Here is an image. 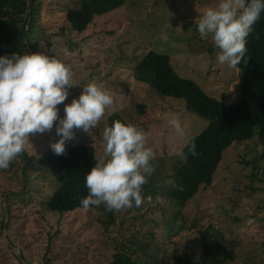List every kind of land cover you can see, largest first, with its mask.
<instances>
[{
	"label": "rangeland",
	"instance_id": "1",
	"mask_svg": "<svg viewBox=\"0 0 264 264\" xmlns=\"http://www.w3.org/2000/svg\"><path fill=\"white\" fill-rule=\"evenodd\" d=\"M216 2L125 0L119 8L94 16L81 32L65 18L78 0L31 2L33 52L44 51L72 72L73 85L63 103L89 82L112 97L97 127L89 132L74 128L66 143L91 145L96 158L103 157V127L117 114L143 129L146 145L155 153L154 171L142 186L145 199L139 206L51 211L47 199L59 183L37 159L58 139L55 122L52 130L30 133V144L8 168L0 169V264H110L117 251L138 264H172L179 255L201 261L202 231L215 239L211 256L225 264H264V159L257 136L232 142L210 184L179 206L165 192L184 160L183 146L208 121L188 111L183 98L157 94L144 80L148 67L138 78L134 75L135 64L149 50L162 52L179 76L231 103L240 71L218 64L211 38L201 39L196 32L200 14ZM57 107L63 116V104ZM173 117L180 121L182 135L169 126Z\"/></svg>",
	"mask_w": 264,
	"mask_h": 264
},
{
	"label": "clouds",
	"instance_id": "2",
	"mask_svg": "<svg viewBox=\"0 0 264 264\" xmlns=\"http://www.w3.org/2000/svg\"><path fill=\"white\" fill-rule=\"evenodd\" d=\"M264 11V0H217L196 21L201 39L211 38L218 49L216 62L235 68L247 51L246 38ZM72 72L68 65L45 53L13 52L0 55V169L29 143L30 133H43L55 127L58 136L51 150L64 153L73 129L89 132L96 128L107 106L109 93L94 82L82 87L78 96L68 97ZM63 104V116L57 105ZM169 126L183 134L176 118ZM103 157L96 158L84 174L87 194L80 199L83 208L103 205L105 211L139 206L145 197L142 186L154 171L155 153L146 145L142 128L130 122L113 120L102 131ZM194 151V145L191 149Z\"/></svg>",
	"mask_w": 264,
	"mask_h": 264
},
{
	"label": "trees",
	"instance_id": "3",
	"mask_svg": "<svg viewBox=\"0 0 264 264\" xmlns=\"http://www.w3.org/2000/svg\"><path fill=\"white\" fill-rule=\"evenodd\" d=\"M31 2L33 0H0V55L33 52L30 34L35 25ZM124 2L78 0V7L68 9L65 18L73 30L81 32L94 16L119 8ZM246 48L244 58L236 67L240 71L238 92L228 104L206 94L194 80L179 76L168 54L149 50L134 66L137 78L141 69L149 68V76L144 80L157 94L183 98L188 111L208 121L206 127L183 146L184 160L172 175L173 186L165 192L179 206H184L200 186L210 184L224 150L232 142L256 135L261 146L260 157L264 159V11L246 38ZM113 120L123 121L117 114L110 116V125ZM193 145L194 151L190 150ZM95 159L91 145L66 142L63 154L56 155L49 147L37 159L59 183L47 199L49 210L66 212L83 208L80 199L87 194L84 174ZM200 236L204 241L202 260L193 261L179 255L172 264H225L222 258L211 256L215 239L207 231H202ZM110 264L138 263L125 252L117 251Z\"/></svg>",
	"mask_w": 264,
	"mask_h": 264
}]
</instances>
